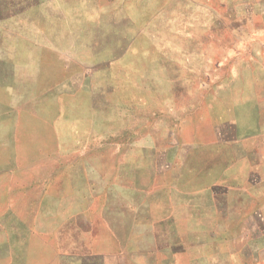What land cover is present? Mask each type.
I'll return each instance as SVG.
<instances>
[{
  "label": "rangeland",
  "instance_id": "obj_1",
  "mask_svg": "<svg viewBox=\"0 0 264 264\" xmlns=\"http://www.w3.org/2000/svg\"><path fill=\"white\" fill-rule=\"evenodd\" d=\"M0 15V264H264V0Z\"/></svg>",
  "mask_w": 264,
  "mask_h": 264
},
{
  "label": "trees",
  "instance_id": "obj_2",
  "mask_svg": "<svg viewBox=\"0 0 264 264\" xmlns=\"http://www.w3.org/2000/svg\"><path fill=\"white\" fill-rule=\"evenodd\" d=\"M12 15H17V13L16 14H12ZM1 16V15H0ZM4 18L5 17H7V16H3ZM1 37V36H0ZM0 60H2V59H0ZM206 186H204L205 188H207V187H209L210 189H211V192H212V197H213V200H214V202H215V204H216V206H218V207H220L221 206V202L219 201V199H221V200H223V197L222 196H224V194H225V192L221 195V193L219 194L218 192H216L215 191V188H217V187H220V188H225L224 189V191H226V188L228 187L227 185L225 186L222 182H218V181H214V182H212V184L211 183H209V184H205ZM231 186V185H230ZM194 188H196V186H194ZM218 207H217V211H219L218 210ZM217 217H219V214L217 215ZM160 220L158 221V224H160L159 226H162L163 225V223H164V221H167V220H169V218H168V216L166 215V216H163V217H161V218H159ZM168 249H169V251H168V253L170 254V253H174V251L172 250V245H170V246H168Z\"/></svg>",
  "mask_w": 264,
  "mask_h": 264
},
{
  "label": "water",
  "instance_id": "obj_3",
  "mask_svg": "<svg viewBox=\"0 0 264 264\" xmlns=\"http://www.w3.org/2000/svg\"><path fill=\"white\" fill-rule=\"evenodd\" d=\"M18 130H19L18 127L16 125L12 124V126H11V134L15 135L16 133H18Z\"/></svg>",
  "mask_w": 264,
  "mask_h": 264
},
{
  "label": "crops",
  "instance_id": "obj_4",
  "mask_svg": "<svg viewBox=\"0 0 264 264\" xmlns=\"http://www.w3.org/2000/svg\"><path fill=\"white\" fill-rule=\"evenodd\" d=\"M237 251V250H236Z\"/></svg>",
  "mask_w": 264,
  "mask_h": 264
}]
</instances>
